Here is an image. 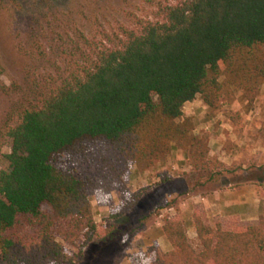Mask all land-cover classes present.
<instances>
[{
    "label": "trees",
    "instance_id": "1",
    "mask_svg": "<svg viewBox=\"0 0 264 264\" xmlns=\"http://www.w3.org/2000/svg\"><path fill=\"white\" fill-rule=\"evenodd\" d=\"M151 3L152 0H143ZM30 54L47 63L9 110L0 136V263L72 264L99 232L90 197L127 200L126 174L151 168L172 146L214 176L208 137L183 117L197 96L214 112L237 99L249 109L264 85V0H173L156 19L87 35L71 13L43 15ZM3 72L0 64V76ZM0 90L8 87L0 81ZM216 173V172H215ZM255 224L192 222L200 250L178 218L164 220L170 246L147 247L141 264H264V196Z\"/></svg>",
    "mask_w": 264,
    "mask_h": 264
},
{
    "label": "rangeland",
    "instance_id": "2",
    "mask_svg": "<svg viewBox=\"0 0 264 264\" xmlns=\"http://www.w3.org/2000/svg\"><path fill=\"white\" fill-rule=\"evenodd\" d=\"M171 1L173 0H152L151 3L143 0H0V64L3 68L0 81L8 87L7 91L0 90V127L11 107L28 91L32 75H42L48 70L47 63L36 60L30 54V33L35 19L43 15L69 12L83 25L87 35H97L101 29L112 32L117 31L120 25L131 27L137 18L156 19L157 5ZM258 107L264 109V85L260 87L258 96L249 109ZM201 109L216 113L208 109L197 96L184 104L182 115L193 121L192 113ZM249 109H246L244 102L234 99L222 113L235 122L236 113ZM7 152L9 142L0 136V161L1 156ZM180 162L184 163L182 160ZM182 163H177V166ZM136 164L145 166L142 162ZM242 167H245V173L240 172L235 181L255 184L264 196V153H255L254 157L249 158L243 151L237 164L222 166L218 170L230 173V169L242 170ZM229 181L233 182L234 178L230 177ZM145 190L141 188L133 194L129 193L127 200L119 198L120 204L115 207L110 198L101 202L98 196L90 197L93 218L99 232L81 249L80 255L72 264H141L147 258V247L156 244L153 238L161 233V229L155 230L153 219L156 218L163 224L164 220L172 218V210L167 207L169 203L153 206L146 199H141ZM113 192L118 195L116 191ZM226 208H230V205L227 204ZM259 212L261 216V208ZM187 237L193 248L200 250L197 237L194 238L191 234ZM156 245L162 253H167Z\"/></svg>",
    "mask_w": 264,
    "mask_h": 264
},
{
    "label": "crops",
    "instance_id": "3",
    "mask_svg": "<svg viewBox=\"0 0 264 264\" xmlns=\"http://www.w3.org/2000/svg\"><path fill=\"white\" fill-rule=\"evenodd\" d=\"M194 134L208 137V156L228 167L237 164L242 152L249 158L264 153V109L252 108L236 113L235 122L222 112L210 113L201 109L192 113ZM183 161L184 163L180 162ZM177 163H182L177 166ZM230 173L213 171L207 174L195 173L187 165L186 151L172 146L168 156L151 168L142 164H132L126 174V184L130 194L145 188L140 198L153 206L169 205L172 218L182 221L187 235L196 238L192 215L198 210L202 220L209 226L219 223L222 228L237 223H256L260 217L261 192L253 183L236 182L240 174L238 168ZM216 172V173H215ZM241 172V173H240ZM234 178L233 182L229 178ZM110 200L115 206L120 204L119 196L111 193ZM229 204L230 208H226ZM155 230L162 224L153 219ZM164 252L170 250L162 232L153 238Z\"/></svg>",
    "mask_w": 264,
    "mask_h": 264
}]
</instances>
